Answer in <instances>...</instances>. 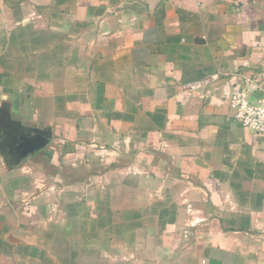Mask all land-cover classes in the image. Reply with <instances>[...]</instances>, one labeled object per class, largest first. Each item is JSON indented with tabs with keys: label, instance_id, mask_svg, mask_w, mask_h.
Instances as JSON below:
<instances>
[{
	"label": "crops",
	"instance_id": "crops-1",
	"mask_svg": "<svg viewBox=\"0 0 264 264\" xmlns=\"http://www.w3.org/2000/svg\"><path fill=\"white\" fill-rule=\"evenodd\" d=\"M235 89L264 96V0H0V264H264ZM16 124L51 138L12 166Z\"/></svg>",
	"mask_w": 264,
	"mask_h": 264
},
{
	"label": "built area",
	"instance_id": "built-area-1",
	"mask_svg": "<svg viewBox=\"0 0 264 264\" xmlns=\"http://www.w3.org/2000/svg\"><path fill=\"white\" fill-rule=\"evenodd\" d=\"M218 78L219 76L215 74L206 82L194 84L189 88L196 90ZM228 103L234 111L233 121L235 123L256 134H264V96L257 103H252L245 89H235L229 96Z\"/></svg>",
	"mask_w": 264,
	"mask_h": 264
},
{
	"label": "water",
	"instance_id": "water-1",
	"mask_svg": "<svg viewBox=\"0 0 264 264\" xmlns=\"http://www.w3.org/2000/svg\"><path fill=\"white\" fill-rule=\"evenodd\" d=\"M12 142L13 153L7 157L10 165H18L23 159L45 149L50 141L51 132L38 128H24L16 124Z\"/></svg>",
	"mask_w": 264,
	"mask_h": 264
}]
</instances>
